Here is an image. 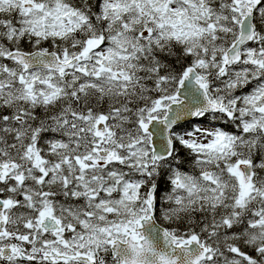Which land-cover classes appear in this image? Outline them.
I'll return each instance as SVG.
<instances>
[{
    "label": "snow or ice",
    "instance_id": "6c2138e0",
    "mask_svg": "<svg viewBox=\"0 0 264 264\" xmlns=\"http://www.w3.org/2000/svg\"><path fill=\"white\" fill-rule=\"evenodd\" d=\"M0 264H264V0H0Z\"/></svg>",
    "mask_w": 264,
    "mask_h": 264
}]
</instances>
